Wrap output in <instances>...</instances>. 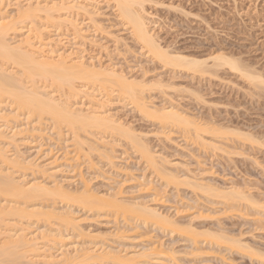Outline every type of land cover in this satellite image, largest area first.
Segmentation results:
<instances>
[{"label":"rangeland","instance_id":"374dc122","mask_svg":"<svg viewBox=\"0 0 264 264\" xmlns=\"http://www.w3.org/2000/svg\"><path fill=\"white\" fill-rule=\"evenodd\" d=\"M19 1L26 3V0ZM29 1L36 2L37 0ZM6 2L10 4L6 5V10H4V6L5 14L7 12H9L8 14L13 13L15 11L13 5L15 1L7 0ZM110 3L101 0V3L97 5V12L99 11L98 15H100L93 17V20L88 18V15H78L81 16L77 19L81 25L79 27L82 28L81 33L85 37H82L84 40L81 39L82 41H80L81 37H74V34L72 36V30L70 31L65 26L48 22L44 24L46 35L42 32V37L46 36V39L51 38V40L54 37L55 41L52 40L53 42H51L53 47L56 45L55 48L57 49L61 47L64 50H70L73 47V51H78L79 55L84 57L85 62L94 61L97 65L96 63L100 60L99 62L103 67L118 68L120 72H123H121L123 76L128 77L127 79L132 80L133 78L137 82L145 83L148 89L145 88L144 91L146 92L141 97L144 98L145 96L147 98L143 101L147 100L146 102L149 104H146L149 107L162 105L166 108L174 104L172 106L176 109L178 107L179 112H184L185 116L193 118L191 120L192 124L195 123V126L191 125L192 127L190 126V129L187 130L193 132V128L197 127V130L199 129L198 132L195 131L197 134L193 133L197 135L196 138L200 137L198 139L195 138L194 134H191L192 132H186L187 130L181 127L176 126V128L175 125L170 124L166 127L163 124L164 127L160 126L157 123L158 120L148 118L149 116L146 117L147 114L143 113V110L139 107L136 108L138 105L134 106L130 101L118 97L114 94L115 92L109 95L110 98L108 95L100 96L102 100L107 98L103 100L104 103L105 101L107 104L109 103L108 106L105 103L107 107L102 104L104 106L102 110L109 115L111 113V116L115 115L116 122L119 123L120 121L119 124L122 122L123 127L126 125L125 127H128L129 131L132 129L133 133L131 134L136 133V136L143 140L141 142L146 143L145 145L148 146L154 157L157 156L156 159L160 158L162 162L165 161L162 163L160 160H156L161 167L164 166L162 169L167 170L166 172L170 171V174L174 173L177 179L180 177L184 181L183 179L186 178L187 181L188 178L191 181L181 184L179 178L180 182L178 183L180 185L178 186L171 183L170 185L161 178L162 182L159 179L160 177L153 173V170L148 169V166L144 164L146 162H143L144 159L138 156L139 153L135 152L127 143L128 141L126 139L124 141L123 137L121 139L120 136H117L119 134L116 135V133L99 135L96 132H94L95 134H92L93 132H81V134H84L82 138L84 137L85 146L98 143L96 147H99L100 150L86 149V155H80V153L79 160H77L80 164L76 162L78 166H73L75 171H72V165H69L71 169L68 167L69 163H62L60 158L65 154L64 152L73 148L70 146L72 142L69 134L66 129L62 128L61 135L57 136L54 133L55 129L53 131L50 128V122L47 119L40 121L41 126L45 127L43 128L45 131H43V135L18 134L16 143H13L14 146L8 144L9 148L7 147V149L9 151L7 153L10 155L14 153L11 155L12 157L20 152L19 157L24 155L23 158L27 159L26 161L33 162L34 165L38 162L41 165L37 164L42 168L41 172L37 167L35 168L39 172L35 168V172L32 171L33 169H15L14 176L21 180L23 178L27 182H22L27 185L37 177L35 180H42L40 182L43 184L48 183L49 186H52L58 183L62 187L64 186L65 189L75 191V194L78 195L82 186V180L80 179L83 178L87 181L90 190L92 189V192L97 193L96 195L111 197L115 194L116 199L119 198L121 203L132 204L137 201V203H143L142 206L147 205L151 209L154 208L169 220H174L172 226L175 227H171L172 231H178L176 233L172 232L169 229L170 227L161 230L162 228H158L150 221V224H144L136 219H130V217L128 219L127 216H115L109 212L106 213V211L86 210L77 203H70L69 205L65 202L69 205L66 206L64 202L62 204L60 199L50 201L49 198H46L47 201L42 199L43 201L36 202L40 204L44 202L43 204L46 206L48 202L47 208L52 204L57 207V210H61L60 212H70L69 215H73L74 217H72L76 220L73 221L74 224L70 223L71 226L68 224L64 226L65 224L62 225L56 218H51L48 223H44L38 221L42 218L36 220V217H31L34 219L29 218L26 221L15 219L17 221L14 220L17 223L15 226L19 225L17 226L19 228L22 224H26V227L22 226L25 227V232L27 230L28 237H34L37 233L39 239L44 238L40 242L41 239L39 240L36 237L37 242H40L37 244L43 247L45 251L48 247V252H54L53 257L56 253L59 254L62 250L64 251L66 247L70 252L74 249V251H77L79 246L80 248L81 246L84 248L89 246V250H96L97 245H104L103 247L108 248V250L117 251L121 249V252H118L122 255L125 254V259H129L125 262L122 260V264H264V260L259 258V256L264 255V85L259 86L260 84L257 85L253 80L251 82L243 77L241 73H237L225 65L217 66L216 69L212 68L213 70H211L214 73L211 70L208 73H197L185 69V67H180L181 69L175 67L174 70L173 66L170 68L168 65L161 64L160 61L147 53L146 48L136 41L130 32V28L121 24L116 15V10ZM143 5L148 28L150 27L149 30H152L153 37L158 41L156 42L162 50L166 49L165 51L168 50L167 52L170 53H179L206 61L209 67L213 63L211 58L214 55L223 54L239 61L252 75H256V73L258 76L261 75L264 81V0H145ZM148 21L150 22L148 23ZM18 33V36H14L16 40L14 37L13 40L11 39L12 42L17 41L21 34L24 37V33ZM56 42L60 45L61 42L63 44L60 46ZM94 62L92 63L94 64ZM157 79L160 80V83H158L159 80L156 81ZM42 82L40 81L41 84H44ZM40 83L39 85H41ZM157 83L160 85H156ZM151 84H154V86ZM77 98L76 100H78ZM105 108L107 111L104 110ZM18 117V121L10 120L8 127L14 126L18 122H21V127H24L26 121L23 122L22 120L26 119L25 115H19ZM36 124L38 125V123ZM179 128L182 130L180 129V131ZM9 130H5L6 137L11 133ZM31 135L33 136L31 137ZM61 137L64 139L63 141ZM101 139L104 141H101ZM62 142L65 143L62 144ZM65 144L66 146H64ZM67 144L72 148H69ZM102 148L107 155L110 153L109 157L112 154L114 158L107 159L108 156L105 157L104 154L102 156L100 153L103 152ZM88 153L89 155H87ZM83 154L85 153L83 152ZM54 157L57 159L55 163H53ZM50 161L52 163L49 164ZM56 162H61L59 168ZM47 164H49V167L46 166ZM53 165L54 167L57 165L55 167L56 170L58 169L57 171ZM169 166L173 167L170 168ZM40 167L39 169H41ZM45 167L48 169H45ZM43 170H47L46 174ZM52 170L56 172H52ZM53 173L54 175H51ZM53 179L57 181L54 184ZM43 181H46V183ZM192 181L195 183H209V186L212 184L211 187L224 190L223 192L233 189V186L234 188L238 186V189L241 187V190L245 189L244 196L246 195L245 198L248 197L250 202L244 199L239 201L240 204L238 201L234 203L230 201L233 205L229 201L222 202L219 192L216 196L209 194V192L207 196L203 189H193V186H191ZM165 183L166 185H163ZM201 190L204 192H201ZM215 191L213 189L212 192ZM218 195L219 198H217ZM236 203L237 206L234 205ZM225 204H227L226 207H224ZM14 222L12 221V223ZM176 226L180 229H176ZM188 227L196 231L195 234L198 233L199 236L197 237L200 241L195 246L197 245L200 248L203 243V248L209 247L208 242L213 241V238L209 236L208 232L215 233L216 231L217 233L220 231L219 234L225 232L227 240L231 241L233 238L236 241L238 239L240 242L238 240L236 242L241 248L238 247L237 243H233L235 242L233 240L230 245H234L231 250H228L230 245H227V243L229 244V242L222 243L224 241L222 240L221 243L218 242L220 246L213 248L215 251L206 248V250L198 251L199 255H195L193 249L196 247L193 246L194 244L192 245L191 239L187 237L190 235L186 231L182 233V230ZM37 228L38 230H35ZM43 232L46 234H43ZM181 233L182 235H180ZM47 237L48 239H45ZM209 237L212 239H209ZM91 239H93L92 243ZM150 242L152 244L154 242V244L162 243V250H169L168 253L171 254L169 253L167 258H158L156 255H151L154 249H151ZM91 244L95 245L91 247ZM75 245H78L77 249ZM236 246L238 249H236ZM66 250L65 252L68 251ZM236 250L237 252H235ZM155 252L156 250L153 254ZM254 252L258 254V258L255 256L256 260L254 255L257 254H253ZM71 254L74 255L76 252L70 253V256ZM248 254L249 257L253 258L249 259ZM140 255L142 258L139 257ZM262 260L263 262H261ZM112 263L108 259L99 262V264ZM117 264L121 263L118 262Z\"/></svg>","mask_w":264,"mask_h":264},{"label":"bare ground","instance_id":"6f19581e","mask_svg":"<svg viewBox=\"0 0 264 264\" xmlns=\"http://www.w3.org/2000/svg\"><path fill=\"white\" fill-rule=\"evenodd\" d=\"M6 1L7 0H0V122H1L0 124V164H1L0 165V197H1L0 199V264H88V263L96 264L98 261L99 262L103 260L105 261L106 259L111 261V263L113 262L117 264L119 262L122 264V260L125 262L127 259H125V256H124L125 254L123 255L120 254L121 249L117 251L108 250V248L106 249L105 247H103L104 245L103 246L97 245L95 247L96 250L94 249V247H93L94 250H89V246H86V245H85L86 248H84L83 246H81L80 248L79 246L77 251H74L75 249L72 250L76 252V254L74 255L71 254V256H70V253H74V252L72 251L69 252V249H67V247L65 248V250L66 249L68 250V251L66 250L67 252H65V250L63 251L61 248L62 251L59 254L56 253L57 255L55 254L53 257L52 254H54V252H51V251L48 252L49 250V249L47 250L48 247L46 248V251H47L46 252L43 247H40L37 244V243L42 242V239L44 238L42 239L40 238L41 241L37 242V238H38L37 233H35L36 234V236H34L35 239L31 235L30 236L32 238L28 237L27 230L26 232L24 230V228L26 227V224L25 225L22 224L23 226H25L24 228L22 225L19 228H17V226L19 225L15 226V224H17L15 223L17 222L15 219L26 221V219H29L31 217H34V218L36 217L35 218L36 220L42 218L41 220H38L39 222L42 221L44 223H48L49 219L56 218L58 219V222L60 221L62 225L65 224L64 226H66V224L70 225V223L74 224L73 221H76V220L75 218H73L74 217L73 215H72L73 217L69 215L71 214L70 212L68 213L65 211L60 212L61 210L59 209L57 210V207L52 204H51L52 207L50 206L47 208L48 202L46 203L47 206L43 204L44 202L42 203L43 205L38 203L39 200L44 199L45 201L46 198L47 199L49 198L50 201L52 199H56V200L60 199L62 204L64 202L66 206H69L70 203L72 204L77 203L81 205L83 208H85L86 210H91V211H96V212L106 211V213L109 212L111 213V215L113 214L115 216H124V217L127 216L126 218L128 219L130 217V219L132 218L133 220L136 219L137 221H140L141 223H144V224H147L150 221L152 224H155V226H157L158 228H162L161 230L167 229L170 227L169 229L172 231V228L175 227V226H172L174 220L173 221L169 220V218L165 217L161 213H158L154 208L151 209L147 205L142 206L143 203H140V202L137 203L138 201L132 204L131 203L125 204V203H121L118 197H117L118 199H116L115 194L114 195L112 194L113 196H111L114 199L109 196L103 197L100 195H96L97 193L92 192V189L90 190V188L88 187L89 185L87 186L88 184L87 181L83 180V178L80 179L82 180L81 181L82 186L79 191L80 193L78 195L75 194V191L72 190L73 191L72 193L71 190L65 189L63 188L64 186L62 187L58 183H55L57 181L54 179H53L54 180L53 184L54 183L55 184L52 186H49L48 183H47L48 185L43 184L42 182H40L42 180L40 181L35 180L37 179V177L34 178V181L29 182L30 184L28 183L29 185H27L25 184L27 181L23 180V178L21 180L19 178L17 179L14 176L15 169L22 168V170H25L24 168H26L27 170L33 169L32 171H34V168L37 167L38 170L40 171L42 170V168L40 167L41 165L38 162L34 165L33 162L26 161L27 159L25 160L23 158L24 155L21 156L22 158L19 157L20 155L18 154L20 152H18L17 155H13L14 157L13 156L11 157V155L14 153H12L11 155L7 153L9 151L7 149V147L9 148L8 144H13L16 141V136L18 137V134L23 133V135H25L24 133H27V135H30V134H33V135L42 134L43 135V133L45 132L43 128L45 127L41 126L40 121L43 119H47L50 122V124L48 123L50 125V128L52 130L55 129V131L54 130L53 131L54 133H56L57 136L61 135V132L63 130L62 128L66 129V131L68 132L70 140L72 142L70 146H72L73 148L69 147V145L67 144L69 148H72V150L71 149L69 150L67 148L69 151L65 150L67 152H64L65 154L62 155L60 158L62 159V163L63 162L64 164L69 163L68 167L69 165L70 166L72 165V167L73 166L77 167L78 163L80 164V162L77 161L79 160L78 158H79L80 153H81L80 155H86V152H87L86 149H94L98 151L100 150L99 147H96L98 143L95 145L93 143H91L93 145L88 143L89 146H85V143H84L85 141H83L84 137L82 138V135L84 134H81V132L83 133L93 132L92 134H95L94 132H96L99 135L100 134L108 135L109 133L110 134L116 133V135L119 134L117 135L118 137L119 136L120 138L123 137L124 141L125 139L128 141L127 143L130 144V146L135 150V152L139 153L138 156H140L141 159H144L143 162H146L144 164L148 166V169L150 168V170H153V173H156V176L160 177L159 179L162 178L164 179L166 183H169V184L171 183L172 185L178 186L180 185L178 183L180 182L179 180L180 177L177 179L174 173H172L173 174L172 175L169 173L170 171L166 172L167 170L165 171L164 169H162L164 166L161 167V165H159V163L156 161V160L159 161L160 158L156 159L155 157L157 156L154 157L153 153L150 151L148 146L145 145L146 143L144 144V142H141L142 139L140 140L138 138L139 136H136V133L131 134L133 133L131 131L132 129L130 130L131 131L130 132L129 129H127L128 127L127 128L125 127L126 125L124 126L125 128L123 127L122 122L121 124H119L120 121L119 123L116 122L117 119L116 120L114 119L115 115L111 116V113L109 115L107 112H104L102 110V108H104V106H106L107 104L106 101H105L106 103L105 104L103 100H106L107 98L106 99L103 98L102 100L101 99L102 97L100 96L108 95V97L110 98L109 95L110 94L112 95L115 92L114 94L118 95V97H121L122 99H126L127 101H130L134 106L138 105L136 106V108L139 107V109L143 110L142 112L147 114V115L144 114L146 115V117L149 116L148 118H152L153 120L154 119L158 120L159 122L157 123H159L160 126L164 125L166 127L170 124V125H175V127L178 126L184 130H187V129H190L191 125L195 126V123L192 124L191 119L193 118L191 117L189 118L188 116H185L183 114L184 112L183 113L179 112L180 110L178 111V107L176 109L174 108V106H172L174 104H171L172 107L167 106L166 108L163 107L162 105H161L162 107L159 105L160 108H158L159 106L152 107L150 103L151 107H149L147 105L149 103L146 102L147 100L145 102L143 101L146 97L145 96L144 98H142L143 96L141 97V95L144 92H146L144 91L145 88L148 89L145 83H142L139 81L137 82L133 78L132 80L127 79L128 77L126 78L125 76H123L122 74L123 72L121 71L122 72L121 73L120 70H118V68H114V67L108 68L109 66L103 67L102 64H100L99 62L100 60L98 61L99 64L96 63L97 65H95L94 61L89 60L91 63L88 61L85 62L84 57L79 55L78 51L76 52L73 51V47L72 49L70 48V50H64L61 47L57 49L55 48L56 45H54V47L52 45V42H53L52 40H54L53 39L54 37L52 38V40L51 38L46 39L47 38L46 36H45L46 38L42 37V34L44 33V29H45L44 24L48 22L50 24L57 23L55 25H59V26L63 25L66 28H68L70 31L72 30V33H71L72 36L74 34V37L76 36H78L79 38L81 37L80 39L78 38L80 41H82L81 39L84 40L85 37L81 33L82 28L79 27L80 24L78 22L79 20L77 19V17H81L78 15L85 14V15H88V18H91V20H93L92 19L93 17H95L96 15L99 16L100 14L98 15L99 11L97 12V5L101 3V0L100 2L99 0H37L36 2H32V1L30 2L29 0L28 1L26 0V3L25 2L21 3V1L19 0H14L15 3L13 5L15 7L14 8L15 11L13 13L10 12L11 14H8L9 12L5 14L6 11L4 10H6V7H7L6 5L10 4L9 2L7 4ZM102 1L112 3L110 4L111 6L113 5L114 10H116V15L118 19H120L121 24H124L128 28H130V32L132 36L136 39V41L142 47L146 48L147 53H149L154 59L160 61L161 64H164L166 66L168 65L170 66V68H172L173 66L174 70L176 68L178 69V67L179 68L185 67V69L187 68L190 71L193 70V72H197V73L198 72L208 73L212 68L216 69L217 66L225 65V66H228L231 70H234L237 73H241L243 77L247 78L248 80L250 81L253 80L254 83H257V85L258 84H260L259 86L264 85V81L261 75L258 76L257 73L256 75L254 74L255 76L252 75L248 69L247 71L243 67L244 65L242 66L239 63V61L235 60L234 58L225 56L223 54H218L216 56L214 55L211 58L213 63L212 65L209 64L211 65V67H209L206 64L207 63L206 61H202V60H199L193 57H188L186 55H182L179 53L173 52L174 53L173 54V53L167 52L168 50L165 51L166 49L162 50L160 45L157 43L158 41L155 40V37H153L152 30L150 31L149 30L150 27L148 28V24L146 22L144 12H143L144 11L143 3L145 0H102ZM4 6H5V9L3 10ZM149 22L150 21H148V23ZM18 32L24 33V37L22 36L23 34H21L22 38H20L21 37L20 36L19 39L17 38L18 40L15 41L16 39L14 36H18L17 35ZM44 34L46 35V33ZM13 37L15 39L14 42L11 41V39L13 40ZM91 40H92V37H91ZM119 40L121 39L119 38ZM58 41L60 42L59 39ZM56 43H53V44H56ZM74 43L76 44L77 42H74ZM62 44L63 43L61 42V45ZM78 45H79V42H78ZM92 62H94V64ZM158 80L159 79H157L156 81ZM40 81L41 82L43 81L42 83L44 84H41ZM39 83L41 85H39ZM158 83H160V80ZM158 83L156 85H160ZM151 85L154 86V84H151ZM96 92H99V93L97 94ZM96 95L99 96L100 98L97 97ZM76 98L79 101L76 100ZM82 98H83V101H82ZM4 101H6V103H4ZM102 104H104V106ZM108 105L109 103L107 104V106ZM104 110H106V108ZM19 115H25L26 117L25 120H22L23 122L26 121V123H24V127H21V124H20L21 122L14 124V126L12 125L11 127H8V123L10 122V120L14 119L15 121H18L17 117ZM34 123L35 124L38 123V125L37 124L35 125ZM181 128H179V130ZM6 129L7 130L10 129L9 131H11V133L8 131L10 134L7 137H6L7 134L5 132ZM198 130H197V127L193 128V132L195 131L198 132ZM189 131L190 130H187L186 132H189ZM193 132L191 134H194ZM197 132L195 133L197 134ZM196 134H194L195 138L197 137ZM33 135H31V137ZM198 138L200 137L198 136ZM61 140L63 141L64 139L62 138ZM101 141H104V140L101 139ZM63 143L65 142H62V144ZM101 145H103V143H101ZM64 146H66V144ZM89 151L91 152V150ZM102 151L103 152H100V153L102 154V156L103 154L105 157L108 156L106 157L107 159H109L110 157L112 158L114 156V155L112 156L111 154V156L109 157L110 153L107 152L108 153L107 155L106 152H104L103 148H102ZM83 152L85 154H83ZM87 155H89V153ZM54 158L55 160L53 163H55V161L57 160L56 157ZM30 161H32V159H30ZM50 163L52 162L50 161L49 164ZM60 163L56 162V164H58V168H59ZM37 164H39L40 166H38ZM49 164H47L46 166H48ZM39 167L41 169H39ZM55 167H57V165H55ZM74 167L72 171H75ZM43 169H44V166H43ZM45 169H48V168L45 167ZM55 170H52V172H54ZM32 171H31V175L33 174ZM43 171H42V174H43ZM44 172L46 174L47 170H45ZM51 175H54V173ZM47 176L49 177V175ZM39 177H40V174H39ZM183 180L184 181H182L181 179V182H180L181 184L187 183V181H189L188 178H187V181H186V178ZM22 181H25V183ZM196 181H199V180H196ZM44 183H46V181ZM166 183L163 185H166ZM204 183H201V182L195 183L192 181L191 186H193V189L194 188L195 189L197 188L198 190L203 189L205 192L203 190H201V192L203 191L205 194H207V196L209 192H210L209 194H213V196H216V194L219 192L218 194L219 195L221 194L220 199L223 200V201L221 200L222 202L231 201L234 203L236 201L238 202L241 200L243 201V199L249 201L248 197L245 198L246 195L244 196L245 189L241 190L240 189L241 187L238 189L237 188L238 186L235 188L233 186V189L231 190L228 189L229 191L225 190V192H223L224 190L223 191L217 190V188L211 187L212 184L209 186L208 185L209 183L208 184H204ZM211 188H213L214 191L215 190L217 191L213 193L212 192L213 189ZM76 193L78 192L76 191ZM219 195L217 198H219ZM221 201L220 203H222ZM65 202L69 203V205L66 204ZM225 203H228V202H225ZM240 203L241 202H239V204ZM44 205L46 206V208ZM226 205L227 204H225L224 207H226ZM231 205L233 204L231 203ZM234 205L237 206L238 204L236 203ZM34 218H31V219H34ZM12 221L14 223H12ZM28 229L30 228L28 227ZM72 229H75V228H72ZM176 229H180V228L177 227ZM35 230H38V228ZM176 231L174 232L176 233ZM184 231H186L188 235H190V236H187V235L186 236L191 239L190 242H192V245L194 244L193 246H195V244L200 241V239L197 237L199 236L198 233L195 234L196 231H194L190 227L182 230V233H184ZM219 232L218 233L217 231L215 233L211 232L212 234L208 232L209 236H212L213 238L212 239L211 237H209V239H212L213 241L208 242L209 247L207 248L206 246L208 250L213 251L214 250L213 248L215 247L217 248L218 246H220V243L222 240H224L222 241V243L223 242L227 243L228 241L229 244L227 243V245H230V242L232 243V241L234 240L233 238L231 239L230 237L229 238L231 239V241L227 240L228 238L226 237L227 235L225 236L224 234L225 232L222 234H219ZM182 233L180 235H182ZM43 234H46V233L43 232ZM45 239H48V237ZM93 239H91V243ZM237 240L238 239H236V241ZM236 241L233 243H237ZM159 243H156L158 245L156 244L153 245L151 243L152 248L151 247L150 248L154 249V251L156 250V252L153 254L154 252L153 251L151 255H154V256L156 255V257L158 258L159 257L167 258V255L170 253V252L168 253L169 250L163 251L162 250L163 246H161L162 243L161 244ZM203 244L201 248L197 246L198 243L195 246L196 248L194 247L195 249L193 250H195V255L200 254L198 253V251L206 250V248H203ZM94 245L91 244V247ZM233 245L234 244H231L229 246V249L228 248L227 249L231 250L232 249L231 247H233ZM77 246L75 247L76 249H77ZM238 247L241 248L239 244H238ZM238 247L236 246V249H238ZM219 252H221V250H219ZM235 252H237V250ZM249 252H252V251H249ZM147 253L150 254L149 252ZM253 254H257V253L254 252ZM255 256H257L258 258V254L254 255V258ZM121 257L122 258L124 257V258L122 259ZM139 257H141V255ZM248 257H249V254H248ZM250 258H253V257H249V259ZM257 258H255V260ZM259 258L264 260V255L262 257L259 256ZM263 260L261 262H263ZM147 261L149 262V260Z\"/></svg>","mask_w":264,"mask_h":264}]
</instances>
